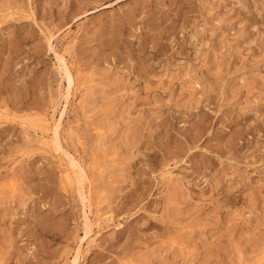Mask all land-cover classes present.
Returning a JSON list of instances; mask_svg holds the SVG:
<instances>
[{
  "label": "rangeland",
  "instance_id": "obj_1",
  "mask_svg": "<svg viewBox=\"0 0 264 264\" xmlns=\"http://www.w3.org/2000/svg\"><path fill=\"white\" fill-rule=\"evenodd\" d=\"M75 253L264 264V0H0V264Z\"/></svg>",
  "mask_w": 264,
  "mask_h": 264
},
{
  "label": "bare ground",
  "instance_id": "obj_2",
  "mask_svg": "<svg viewBox=\"0 0 264 264\" xmlns=\"http://www.w3.org/2000/svg\"><path fill=\"white\" fill-rule=\"evenodd\" d=\"M57 54V53H56ZM58 56H60L59 54H57ZM62 57V56H60ZM63 59H65L64 57H62ZM65 75L67 76L68 78V82L70 84V88L72 89L73 87V83H74V78H73V74H72V71L69 69V68H66L65 70ZM73 94V93H72ZM69 96V95H68ZM67 99V98H66ZM68 101V100H67ZM66 105H67V102L64 103V105L62 106V110L60 111V115L57 119V124L55 125L54 127V136H55V145L56 147L59 149L60 148V145H59V141H58V131H59V128H60V125H61V121H62V118H63V115H64V111L66 109ZM48 122V121H47ZM54 139V138H53ZM54 142V140H53ZM78 169H79V177L76 178V183L77 185L79 186L80 190L82 189V185H83V181H84V177H85V172L84 170L78 165ZM68 176V175H67ZM71 176V175H70ZM71 179V178H70ZM75 181V179H74ZM87 219H89L88 217H85V227H84V235L86 236L88 233H89V224L87 222ZM89 221V220H88ZM85 239V238H84ZM79 252V251H78ZM76 254V253H75ZM81 256V255H80ZM79 256V257H80ZM80 259V258H79ZM78 263V253L73 257L72 261H71V264H77Z\"/></svg>",
  "mask_w": 264,
  "mask_h": 264
}]
</instances>
